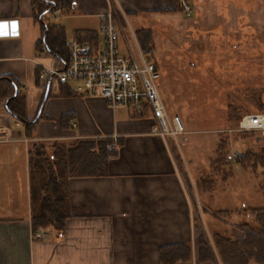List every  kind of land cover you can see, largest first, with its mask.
<instances>
[{
    "label": "crops",
    "instance_id": "0c3cea01",
    "mask_svg": "<svg viewBox=\"0 0 264 264\" xmlns=\"http://www.w3.org/2000/svg\"><path fill=\"white\" fill-rule=\"evenodd\" d=\"M235 3L236 0H77L70 13L55 11L53 14L61 15L62 22L58 25H63L66 32L67 27L72 26L70 35L67 34V42L76 38V30L95 31L101 41V17L106 11L114 9L122 28L121 52L128 56L129 47L136 49L139 45L142 48L136 33L139 29H150L155 40V29L147 22L151 19L160 22L169 17L171 24L178 15H183L194 17L193 25L197 27L204 22L205 16L225 20L227 16L235 14ZM184 4L192 7L190 16L184 12ZM3 20H16L18 34L0 37V77L11 76L20 83V92L25 97L26 117L30 121L38 118L42 108L44 118L34 127H28L26 122L8 112L5 100L0 99V264H165L161 260V248L179 243L190 245L192 258L187 263L178 264H223L213 236L219 233L240 240L247 233L244 224L255 226L256 222L250 215L237 213V210L244 208L218 210L213 214L217 221L226 223L225 217L232 215L244 217L245 220L231 223L229 232L212 233L206 219L208 209H203L197 195L198 188L191 167L196 166L193 165L196 164V153L192 149L200 147V155L196 159L203 166L210 165L215 171L213 162L216 149L224 139L218 137L213 141L211 155L208 154V162L204 164L203 156H207L204 140H189L185 135L192 134L194 130L190 127L185 129L181 119L186 131L182 136L183 150L171 136L165 138L155 131L157 122L149 111L144 117L137 118L127 107L111 108L101 97L78 93L58 95L63 86L67 85L73 90L71 84H60L58 87L49 85L50 95L48 93L45 97L48 86L45 89L41 80L38 83L37 71L40 65L49 66L54 57L38 50L42 28L34 19L32 0H0V21ZM79 39L87 40L85 34ZM223 43V40L215 39L195 43L201 50L188 59L189 62L187 60V68L196 70L204 78L211 71L210 77L213 78L214 73L217 78L221 77L223 58L220 56L222 66L218 64L213 69L212 64L219 63V48ZM152 56L161 77L162 62L155 56V49ZM196 78L195 83L199 84L197 75ZM43 100L45 103L40 107ZM165 105L170 116L179 117L175 111L178 104ZM64 114H69V117L63 124L61 118ZM244 114L237 113L231 118L227 116V123L229 126L236 125ZM222 116L225 124L223 112ZM184 119L186 126H189L187 115ZM100 137L115 139L118 144L117 153L109 159L107 174L71 178L70 217L64 231L48 227L38 231L44 236L37 238L31 222L29 157L33 143L52 144ZM175 146L179 147V152ZM234 153L236 157L243 155ZM236 163L244 171L258 177L257 168H246L237 160ZM229 166L233 167L230 160L226 167L230 169ZM215 172L220 175L219 171ZM232 176L230 169L228 180ZM203 179L206 182L201 190L205 193L213 191L214 178L208 181L205 177ZM223 180V183L228 181ZM194 194L197 195L195 199ZM224 211L232 213L229 216L227 213L220 214ZM200 218L207 234L196 226ZM218 228H222V225H218ZM202 233L208 235L212 254V260L208 262L199 260L197 243ZM249 264L259 263L251 260Z\"/></svg>",
    "mask_w": 264,
    "mask_h": 264
},
{
    "label": "rangeland",
    "instance_id": "374dc122",
    "mask_svg": "<svg viewBox=\"0 0 264 264\" xmlns=\"http://www.w3.org/2000/svg\"><path fill=\"white\" fill-rule=\"evenodd\" d=\"M236 2L238 4V0ZM237 4L233 5V8H236L235 14L232 13L225 20L216 16H213V20L211 16H205L204 22L197 27L193 25L194 17L187 18L183 15H178L171 24L169 17L160 22L155 19L147 21L155 29V56L162 62V74L158 80L160 93L167 105L178 104V110L175 111L185 129L190 127L194 130L192 134L185 136L191 141L204 140L207 146V156L202 155L204 164L208 162V154L211 155L210 146L214 140L220 137L228 143L226 154L227 156L230 154L228 160L233 165V167L229 166L233 171V176L229 180L228 167H222L219 171L220 175H216L218 172H215L216 170L214 171L210 165L203 166L200 160L196 159L200 155V147L192 149L196 153L194 154L196 164L192 161L196 166L191 169L194 173L196 189L198 188L197 195L203 209L206 207L208 209L206 219L212 233L213 231L229 232L231 223L245 220L244 217L232 215L229 218L225 217L226 223L217 221L213 214L218 210L264 207V168L261 166L257 168L259 175L256 178L250 171H244L236 163L239 156L236 157L234 153L244 154L249 149L256 155L264 152L262 131L244 132L238 129L243 116L264 112V0H240V4ZM49 19L55 24L62 22L59 13L50 14ZM70 29L72 26L67 27L68 35ZM131 38L133 43L134 39L132 36ZM206 39L224 41L223 46L219 48L221 51L219 63L212 64L213 69L218 64L222 66L220 56L223 58L221 77L217 78L216 73L213 78L210 77L211 71L204 78L199 72L186 66L187 60L196 56L201 50L195 43H202ZM196 75L200 79L199 84L195 83ZM180 90L182 93H179ZM222 112L225 116V124ZM237 113L245 114L241 116L237 126L234 124L235 127L229 126L227 116L231 118V115ZM185 115L190 122L189 126H186ZM217 129L219 131H216ZM183 135L179 138V146L182 150ZM177 146L175 147L179 152ZM181 164H183L182 160ZM202 174L204 176L201 179ZM204 177L207 181L214 178V188L212 187L213 191L209 193L201 190L204 189L203 184L206 182ZM223 179L228 180L227 183H223ZM197 195L194 194V199ZM199 220L200 223L196 226L207 234L202 218ZM218 225H222V228H218Z\"/></svg>",
    "mask_w": 264,
    "mask_h": 264
},
{
    "label": "trees",
    "instance_id": "16d2710c",
    "mask_svg": "<svg viewBox=\"0 0 264 264\" xmlns=\"http://www.w3.org/2000/svg\"><path fill=\"white\" fill-rule=\"evenodd\" d=\"M77 0H32L33 16L42 28V37L38 41V50L52 55L54 58L67 64L70 59V48L67 43L68 35L63 25L52 23L49 15L55 11L67 14L72 11ZM75 37L85 34L86 39L94 45L99 44V34L90 30H76ZM138 39L143 49L152 54L154 51L153 33L150 29H139ZM39 71L37 80L40 83ZM47 86H45L46 89ZM17 89V95L12 97ZM67 89V90H65ZM21 85L11 76L0 77V99H9L6 109L34 127L36 122L44 118L43 109L38 118L30 121L26 117L25 97L21 94ZM51 91V89H50ZM76 94L75 91L63 86L58 95L67 96ZM50 95V92H49ZM45 103L43 100L40 104ZM148 112V111H147ZM69 114H64L62 123L67 122ZM113 140L109 137L85 138L72 142H54L45 144L35 142L30 150V179L32 200V229L36 233L48 227L63 232L66 221L70 217V188L69 180L74 177L104 176L107 174L111 154L107 145ZM228 143L222 140L216 149V159L213 167L220 171L228 165L226 152ZM117 152H114L116 154ZM113 154V155H114ZM238 157V156H237ZM242 166L248 168H264V152L258 155L245 152L237 158ZM245 213L254 217L255 226L244 224L247 233L240 240L216 233L213 236L215 247L223 264H249L251 260L264 264V208L242 209L237 213ZM227 213L229 216L232 212ZM198 254L201 262L212 260L207 236L202 233L198 239ZM191 247L185 243L167 245L161 248V260L165 264L187 263L191 260Z\"/></svg>",
    "mask_w": 264,
    "mask_h": 264
},
{
    "label": "built area",
    "instance_id": "2783aa9c",
    "mask_svg": "<svg viewBox=\"0 0 264 264\" xmlns=\"http://www.w3.org/2000/svg\"><path fill=\"white\" fill-rule=\"evenodd\" d=\"M192 7L184 4V12L190 16ZM102 40L94 45L89 40H68L70 59L63 64L56 58L49 66L40 65L39 78L44 86L71 84L78 94L101 97L111 108L127 107L133 117H144L149 111L156 120L155 131L168 138L171 136L179 146V138L186 131L178 116H170L161 96L158 80L160 71L152 54L139 45L129 47V55L121 52L122 28L114 9L101 17ZM240 131H262L264 113L256 112L242 117ZM116 137V136H114ZM118 149L115 139L107 145L113 156ZM43 238L41 232L35 235Z\"/></svg>",
    "mask_w": 264,
    "mask_h": 264
},
{
    "label": "water",
    "instance_id": "95a60500",
    "mask_svg": "<svg viewBox=\"0 0 264 264\" xmlns=\"http://www.w3.org/2000/svg\"><path fill=\"white\" fill-rule=\"evenodd\" d=\"M17 34H18V22L16 20L0 21V37L7 36V35L15 36ZM49 89L50 87L48 85L45 97L48 96ZM16 95H17V89H15V93L12 97H15ZM8 102H9V99L6 101V104H5L6 106Z\"/></svg>",
    "mask_w": 264,
    "mask_h": 264
}]
</instances>
